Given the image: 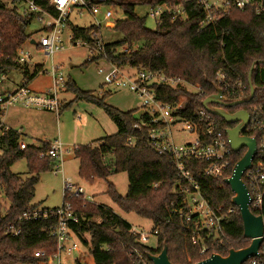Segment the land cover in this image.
Wrapping results in <instances>:
<instances>
[{
  "label": "trees",
  "instance_id": "1",
  "mask_svg": "<svg viewBox=\"0 0 264 264\" xmlns=\"http://www.w3.org/2000/svg\"><path fill=\"white\" fill-rule=\"evenodd\" d=\"M36 1L57 14L45 0ZM181 1L109 0L110 5L123 10L125 18L117 20L113 27L122 34V38L105 43L108 59L121 66L162 71L194 86V91L182 85L177 88L155 87L157 98L165 103L176 104L180 96H185L184 107L179 114L188 117L203 108L205 98L216 93L218 71H222L229 80H241L244 83L243 89L235 94L225 92L229 101L248 97L249 70L254 61L261 60L253 70L252 80L257 90L252 101L227 110L235 112L246 109L250 114H264V0H257L262 4L259 12L254 7L239 9L231 4L216 15L214 23L207 26L201 25L206 12L196 0L186 3V19H173L171 15H164L157 21L155 29L146 27V17L139 16L135 11L138 4L153 7L163 2ZM33 18V14L20 13L0 0V74L15 68L21 69L30 82L39 73L37 69L30 72L15 61L16 50L33 37L26 32ZM71 30L74 42L84 40L94 43L92 32H100L94 25H72ZM126 45H129V50L121 51ZM91 61H96V58L87 62ZM66 87L78 99H86L102 107L117 126L116 133L76 147L79 175L86 179H107L113 173L126 172L129 180L126 196L120 195L113 184H109L108 194L123 211L146 216L158 228V245L151 248L140 244L137 236L131 232L132 225L111 209L88 203L82 198H72V209L79 221L72 223L71 227L89 247L83 260L77 259L76 264H135L129 254L133 248H138L147 256V252L159 254L164 245L168 247L173 264H194L212 253L227 255L231 248L240 249L250 244V240L244 238L243 222L236 210L224 222L225 241H208V253L200 254L199 247L183 234L178 215L171 211V202L177 199L173 188L178 178L175 165L169 156L159 155L149 146L147 128L138 129L147 116L137 118L135 110L122 111L106 103L105 97L111 91L95 95L91 91L81 90L72 81H67ZM69 105L65 104L62 109ZM213 116L223 129L234 126ZM21 138V131L14 128L0 137V185L10 203L5 213L0 211V264H41L48 257H36L35 251L56 247L55 238L50 236L55 224L52 218L20 222L21 233L18 236L5 234L6 226L16 222L24 211L39 205L32 200L40 174L54 170V165H57L51 157H39L41 153L48 152V141L28 144L22 149ZM244 152L235 153L237 161ZM20 159H26L28 164V176L25 178L11 170ZM200 181L213 207L226 212L233 206L231 200L234 194L223 178L214 180L201 177ZM85 234L89 235L88 240ZM263 247L264 244L257 259L264 264ZM244 264H251V259Z\"/></svg>",
  "mask_w": 264,
  "mask_h": 264
},
{
  "label": "built area",
  "instance_id": "2",
  "mask_svg": "<svg viewBox=\"0 0 264 264\" xmlns=\"http://www.w3.org/2000/svg\"><path fill=\"white\" fill-rule=\"evenodd\" d=\"M26 3L25 14H33L35 21L41 26V36L37 40L32 37L16 50L15 61L22 68H32L39 73L44 72V64L51 59L50 69L45 70L51 77V84L47 89L39 91L31 88L28 78L24 76L21 84L15 89H1L8 77L6 73L0 74V137L10 130L6 123V110L11 105H20L24 108H35L60 114L62 102L60 92L66 88L67 79L60 68V64L53 63V56L60 52L66 43L74 42L73 32L67 31L70 16L73 10L83 14L87 10L92 16L101 13V6H112L109 0H45L52 5L57 14L40 6L36 0H22ZM191 0H183L178 3L163 2L152 8L151 15L159 21L164 15L172 18H187L186 3ZM206 12L202 26L214 23L216 15L225 10L231 4L239 9L254 7L257 12L262 10V4L257 0H196ZM114 11L107 9L104 18L109 20L114 16ZM94 26L100 29L93 31L94 43L81 42L90 51L88 60L102 59L107 66L98 69L100 74H108V82L117 88L133 92L142 100V120L138 129L147 128L149 146L159 155L169 156L177 170V180L174 183V192L177 199L171 202L172 213L178 215L181 220L182 231L192 244L200 249V254L206 255L209 251L208 241L223 243L226 239L224 222L226 218L238 210L233 204L226 212L213 207L202 190L200 178L225 179L229 178L237 163L235 152L228 140L226 129L221 127L220 122L204 107L195 111L191 116L179 114L184 107L179 100L176 104L162 102L157 98L156 86H169L177 88L186 82L180 78L166 75L162 71L135 69L129 66H121L112 63L105 53V42L101 34V22L95 20ZM107 27H114L115 23L108 21ZM68 32V33H67ZM64 35H66L64 37ZM34 41V42H32ZM26 44L38 46L42 51L43 60H35V55L26 48ZM76 44V42H75ZM129 45L123 46L121 51H128ZM44 61V62H43ZM43 62V63H42ZM38 73V74H39ZM218 86L227 93L235 94L243 89L241 80H229L222 71L216 74ZM106 90L102 89L100 95ZM226 95V94H225ZM244 134L254 137L257 141V151L252 161V166L243 173V180L248 187L250 196V209L256 215L264 216V114H250V121L245 128ZM49 150L39 156L51 157L56 160V169L63 168V156L68 148L60 139L48 141ZM130 143V141H129ZM26 145L21 143L22 149ZM77 147V146H76ZM74 148V151L76 149ZM245 151V149H243ZM63 170V169H62ZM1 188V185H0ZM64 203L59 207L46 208L36 205L24 211L16 222L10 223L5 228V234L18 236L21 233L20 222L54 219L55 224L51 229L50 236L55 238L56 247L52 249H39L35 251L36 257H50L57 259L60 264L61 254L65 252L72 255L80 251L81 240L73 231L71 224L77 223L79 218L72 209V198L85 199L83 187L65 178L63 183ZM239 211V210H238ZM132 234L137 236L140 244H145L150 235L158 237V228L153 227L152 232L147 233L132 226ZM264 244V235L263 242ZM251 258V264H263L257 258L261 254ZM264 250V247H263ZM130 256L135 264H153L138 248L130 251Z\"/></svg>",
  "mask_w": 264,
  "mask_h": 264
},
{
  "label": "rangeland",
  "instance_id": "3",
  "mask_svg": "<svg viewBox=\"0 0 264 264\" xmlns=\"http://www.w3.org/2000/svg\"><path fill=\"white\" fill-rule=\"evenodd\" d=\"M3 1L9 8H16L20 13H24L26 10V3L22 0ZM126 1L142 2L143 0ZM153 7L148 4H138L135 8L139 16L146 17V27L150 29L157 27V21L151 15ZM107 9L115 12L114 16L109 20L105 19L103 15ZM124 18L125 14L123 10L113 5H102L101 13L96 16L90 15L86 9L83 10V14H79L78 10L75 9L70 16L67 31H71L72 25L90 27L97 19L102 25L101 34L103 40L105 43H108L121 39L122 34L115 31L113 27H107V22L112 21L116 23L117 20ZM40 30V24L33 19L27 27L26 32L31 33L38 40L42 34ZM26 48L36 56L35 60H33V66L37 59H45L42 57V51L38 46L26 44ZM90 55L88 47L84 46L81 42H76V44L75 42L66 43L64 48L53 56V63L60 64V68L67 81L74 82L81 90L91 91L95 95H100L102 89L111 91L105 97L106 103L122 111L135 110V116L139 118L144 111L142 108V100L133 92L117 88L113 84H110L108 82V74H100L98 72L100 67L107 66V64L102 59L87 62ZM51 65V59H48L44 64V72L37 74L30 81L31 88L39 91L48 88L52 80L45 70L50 69ZM6 75L8 80L4 82L1 89L13 90L17 85L22 83L24 78L23 71L17 68L7 71ZM182 86L191 91L195 90L194 86H190L187 83ZM59 97L63 106L70 103L68 107L60 111L59 115L42 109L24 108L20 105H11L6 110V123L11 128L21 131V143L23 145L32 144L35 141L60 139L69 150L63 156V168L57 170L54 165V170L40 174V180L36 185L35 197L32 202L38 203L46 208L61 206L64 203L63 183L65 178H69L73 183L83 187L86 202L105 206L121 216L132 226L150 234L154 227L151 219L135 212L123 211L108 194V186L109 184H113L120 195L126 196L129 183L126 172L113 173L107 179H86L79 175V160L75 156L74 148L79 145L90 144L107 135L116 133V124L102 107L86 99H78L76 94L69 91L67 87L60 92ZM185 99V96H180L179 102L183 103ZM11 170L22 178L27 177L28 164L26 159H20L15 162ZM9 204V201L0 188V211L5 213ZM79 241L81 250L73 252L72 255H67L63 252L60 258V264H76L77 259L80 258L83 260L89 247L82 240ZM145 244L151 248H156L158 245V237L150 235ZM44 249L52 248L47 247ZM41 264H59V262L57 259L50 257L46 262Z\"/></svg>",
  "mask_w": 264,
  "mask_h": 264
},
{
  "label": "water",
  "instance_id": "4",
  "mask_svg": "<svg viewBox=\"0 0 264 264\" xmlns=\"http://www.w3.org/2000/svg\"><path fill=\"white\" fill-rule=\"evenodd\" d=\"M260 62L262 61H254L249 70L250 92L248 97L229 101L224 94V90L216 85V93L205 98L202 103L209 113L220 117L228 124H234V126L226 129L232 149L235 152L245 149L243 156L237 161L232 175L225 179V183L229 185L234 194L231 201L239 210L243 222V235L244 238L250 240V244L240 249L231 248L227 255L212 253L207 258L194 264H244L249 259L259 255L264 235V216L256 215L251 211L249 190L243 180V173L252 166V161L257 151V141L254 137L244 134L245 128L250 121V112L246 109L230 112L227 108L252 101L257 90L252 80L253 70L255 65ZM147 257L153 264H173L168 255L167 245H164L159 254L147 252Z\"/></svg>",
  "mask_w": 264,
  "mask_h": 264
},
{
  "label": "crops",
  "instance_id": "5",
  "mask_svg": "<svg viewBox=\"0 0 264 264\" xmlns=\"http://www.w3.org/2000/svg\"><path fill=\"white\" fill-rule=\"evenodd\" d=\"M46 141H48V140H46ZM49 141H51V140H49ZM33 143H35V144H38L39 142L38 141H35V142H33ZM32 143V144H33ZM34 204H38V203H34ZM40 205V204H39ZM85 238L88 240L89 239V235L88 234H85Z\"/></svg>",
  "mask_w": 264,
  "mask_h": 264
}]
</instances>
